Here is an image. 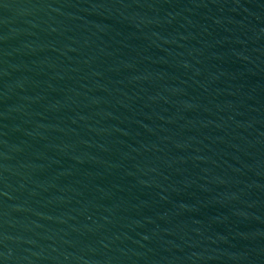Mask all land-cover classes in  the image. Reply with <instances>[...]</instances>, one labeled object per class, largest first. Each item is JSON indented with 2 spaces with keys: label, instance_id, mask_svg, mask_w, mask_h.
Returning a JSON list of instances; mask_svg holds the SVG:
<instances>
[{
  "label": "water",
  "instance_id": "1",
  "mask_svg": "<svg viewBox=\"0 0 264 264\" xmlns=\"http://www.w3.org/2000/svg\"><path fill=\"white\" fill-rule=\"evenodd\" d=\"M0 264H264V0H0Z\"/></svg>",
  "mask_w": 264,
  "mask_h": 264
}]
</instances>
